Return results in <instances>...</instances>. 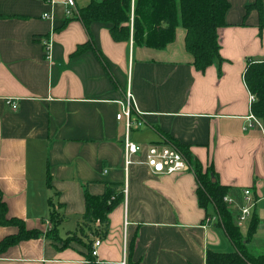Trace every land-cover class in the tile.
<instances>
[{
    "label": "crops",
    "instance_id": "0c3cea01",
    "mask_svg": "<svg viewBox=\"0 0 264 264\" xmlns=\"http://www.w3.org/2000/svg\"><path fill=\"white\" fill-rule=\"evenodd\" d=\"M90 1L75 0L76 8ZM229 1L218 29L223 59L199 70L182 25L174 41L154 48L115 40L108 22L87 28L67 15L66 0H0V200L7 217L43 232L10 246L0 264H91L87 245L93 250L96 240L98 264H207L208 250L233 252L213 205H200L192 167L156 175L146 164L148 146L167 138L187 145L204 170L213 167L235 220L245 188L264 219V127L249 117L244 79L250 59L264 60V12H247L254 0ZM128 92L129 137L142 150L126 166V120L117 114ZM108 185L120 201L102 235L99 221L84 223L85 195ZM52 210L59 237L73 238L65 247L46 236ZM238 226L247 233L249 225ZM17 232L0 223V241Z\"/></svg>",
    "mask_w": 264,
    "mask_h": 264
},
{
    "label": "trees",
    "instance_id": "16d2710c",
    "mask_svg": "<svg viewBox=\"0 0 264 264\" xmlns=\"http://www.w3.org/2000/svg\"><path fill=\"white\" fill-rule=\"evenodd\" d=\"M230 8L229 0H91L89 4L78 9L75 16L87 28L93 21H104L111 24V34L117 41L133 39L135 45H145L154 48H164L174 41L176 29L179 25L186 28V47L194 55V65L199 70H205L215 62H220L221 44L218 29L226 25V14ZM247 12L258 10L260 17L264 12V0H254L247 6ZM84 49L79 46L77 51ZM76 51V52H77ZM244 79L249 90L256 95V102L252 106L253 113L261 120L264 127V60L248 61ZM167 138V137H166ZM166 142L176 145L184 152L198 181L197 195L200 205L207 208L213 205L222 226L235 246L233 252H217L208 250L207 264H264V252L252 254L247 244L254 235L259 218L254 213L246 234L235 222V217L224 196L229 187L222 185L215 177L213 167L204 170L202 163L195 158L187 145L172 138ZM116 186L108 185L101 195H92L86 191V210L83 216L85 224L98 221L104 225L102 235H106L109 228L108 214L120 201L115 196ZM114 197V199H113ZM50 220L53 227L46 236L61 241L67 246L73 238L61 239L57 225L60 222L59 213L52 210ZM0 223L18 227V232L0 241V254L10 246L27 239L38 238L43 234L39 229H29L24 220L7 217L6 205L0 200ZM86 258L91 264H98L92 254V244L87 245Z\"/></svg>",
    "mask_w": 264,
    "mask_h": 264
},
{
    "label": "built area",
    "instance_id": "2783aa9c",
    "mask_svg": "<svg viewBox=\"0 0 264 264\" xmlns=\"http://www.w3.org/2000/svg\"><path fill=\"white\" fill-rule=\"evenodd\" d=\"M67 10L66 13L68 16H75L78 14V9L76 8L75 0H66ZM44 18H49L48 13L43 14ZM44 45L46 49V54L49 56L51 51V42L49 39H44ZM256 95L250 91L249 94V103L251 107L250 118L254 119L258 124L261 125L260 119L253 113L252 106L256 102ZM9 103L13 108H17V103L9 100ZM135 102L132 93L128 92L125 101L122 102V111L118 112L117 118L126 120V129L127 136L124 144V160L126 166H129L132 163L131 157L133 154L138 153L142 150V146L133 142L129 137V132L132 129L135 122L132 119V111L134 108ZM137 125H140L141 122H137ZM146 164L151 168L152 172L156 175L160 174H174L181 173L188 168H191V165L188 161V158L182 150H180L176 145L165 142L164 144H151L147 148L146 153ZM244 200L245 203L239 208L238 214L236 216V224L244 225V223L253 216L254 208L257 202V199L254 197L251 188L244 189ZM114 199V197H113ZM224 201L228 204L231 209L233 204V199L225 195ZM101 241L96 240L92 250L94 256L97 255V247L100 245Z\"/></svg>",
    "mask_w": 264,
    "mask_h": 264
},
{
    "label": "rangeland",
    "instance_id": "374dc122",
    "mask_svg": "<svg viewBox=\"0 0 264 264\" xmlns=\"http://www.w3.org/2000/svg\"><path fill=\"white\" fill-rule=\"evenodd\" d=\"M260 206H264V201L260 204ZM251 218H249L242 226L244 231H246V227L249 225ZM247 248L252 254L255 255L264 252V219H259L256 231L251 240L248 242Z\"/></svg>",
    "mask_w": 264,
    "mask_h": 264
},
{
    "label": "water",
    "instance_id": "95a60500",
    "mask_svg": "<svg viewBox=\"0 0 264 264\" xmlns=\"http://www.w3.org/2000/svg\"><path fill=\"white\" fill-rule=\"evenodd\" d=\"M213 180L215 181L216 179H215V178H213Z\"/></svg>",
    "mask_w": 264,
    "mask_h": 264
}]
</instances>
